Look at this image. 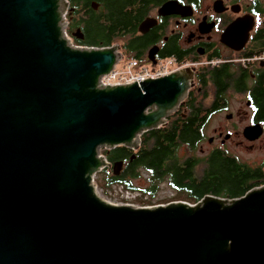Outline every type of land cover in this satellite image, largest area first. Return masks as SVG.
<instances>
[{"label":"water","instance_id":"water-1","mask_svg":"<svg viewBox=\"0 0 264 264\" xmlns=\"http://www.w3.org/2000/svg\"><path fill=\"white\" fill-rule=\"evenodd\" d=\"M66 7L0 0V264H264V185L152 207L99 193L97 173L123 165L99 149L136 151L185 100L194 69L101 87L119 47L68 46ZM250 29L233 25L224 42L239 50Z\"/></svg>","mask_w":264,"mask_h":264},{"label":"flooded vegetation","instance_id":"flooded-vegetation-1","mask_svg":"<svg viewBox=\"0 0 264 264\" xmlns=\"http://www.w3.org/2000/svg\"><path fill=\"white\" fill-rule=\"evenodd\" d=\"M117 1L124 4L123 0ZM129 5L124 6V12L131 8L135 19L132 25H121L120 34L125 42L132 45L135 55L142 62L154 66L163 56L177 54L183 62L189 63L187 68L194 69L193 83L187 97L160 127L165 126L169 119L187 117L185 102L189 97V104H193L191 106L198 113L195 116L197 128L193 127L192 130L205 134L206 129L210 128L207 156L225 152L249 165L248 158L242 155L264 152V60H256L254 56L245 54L252 51L250 47L255 52L260 50L253 43L256 34L264 29L261 26L264 23V0H134ZM91 7L98 12L101 4L92 1ZM67 15L70 44L87 47L83 45L86 34L82 29L87 18L83 20L74 16L69 7ZM104 16H107V12H104ZM233 25L234 35L244 33L252 25L247 42L239 50L224 42L227 30ZM201 69L219 70L223 75L219 82L225 84L216 88L212 83H207L206 89L202 90L195 80L196 73ZM232 97L242 100L232 105ZM221 114L224 120L208 127L211 119ZM256 125L261 126L262 135L250 140L245 136V130ZM254 162L257 165L253 167H262L264 171V157ZM124 167L123 162L119 174ZM111 168L106 171L112 173Z\"/></svg>","mask_w":264,"mask_h":264},{"label":"trees","instance_id":"trees-1","mask_svg":"<svg viewBox=\"0 0 264 264\" xmlns=\"http://www.w3.org/2000/svg\"><path fill=\"white\" fill-rule=\"evenodd\" d=\"M92 1L101 4L98 12L92 9ZM123 1L124 4L117 0H68L69 8L73 10L74 16L83 20L87 18L82 27L86 34L84 46L111 47L117 40L122 39L121 25H132L135 19L131 8L130 11L124 12V6L130 7L129 4H133L134 0ZM127 2L129 4H126ZM104 12H107L106 17H103ZM253 45L259 46L260 50L255 52L253 47H250L252 51L245 56L263 53L264 30L256 34ZM122 51L130 58L140 61L130 43L125 42L122 45ZM163 57L183 60L177 54H168ZM221 76L223 75L219 70L201 69L196 73L195 80L197 86L205 90L207 83H212L216 88L220 84H225L219 82ZM188 100L189 97L185 102L188 110L185 119L180 117L169 119L165 126L144 133L136 151L119 146L103 152V156L112 165L119 161L125 163V167L118 176L112 173L107 174L105 186L122 185L126 190L140 192L143 197L147 196L149 200H152L159 192L160 186L166 183L177 197L194 204L207 195L226 199L240 198L253 188L264 185L262 167L248 166L225 152L211 154L203 160L190 155L178 157L177 151L180 148L194 151L204 138L202 132L192 130L193 127L197 128L195 116L198 113ZM103 170L106 172V169ZM142 171H145L148 177L146 184L139 186L136 181L141 179ZM143 202V205L147 203Z\"/></svg>","mask_w":264,"mask_h":264},{"label":"rangeland","instance_id":"rangeland-1","mask_svg":"<svg viewBox=\"0 0 264 264\" xmlns=\"http://www.w3.org/2000/svg\"><path fill=\"white\" fill-rule=\"evenodd\" d=\"M67 9H68V7L63 12V15H64V13H66V15H67V13H68V10ZM66 17H68V15ZM261 26H263V28H264V23H262ZM124 43H125V39H120V40H117L114 45L119 47V53L121 55L120 57H122L121 59H123V60H130L132 58H130V56L125 55L123 53V51H122V45ZM74 45L77 46L76 44H74ZM255 56H257V55H255ZM140 62H142V61L140 60ZM142 63H144V62H142ZM149 66L152 67V68L153 67L155 68L157 66V62H156V64L154 66H151V65H149ZM206 91L211 93V90L209 91L207 89ZM241 100H242L241 98H239V99L237 98L236 99L235 97H232L230 99V102H231L232 105H234V104H237L236 101H241ZM222 120H224V115L223 114H221V115H219V116L211 119V121L208 124V127L209 126H214L219 121H222ZM209 129L208 128L206 129L205 134H204V140H203V142H200L197 145V148L194 151H189V150H186L185 148H180L179 151H177L178 157H181L182 158L184 156L190 155V156H195V157H197L199 159H202V160L204 158H206L207 152L209 150V145L207 143V138L209 136H211V132H210ZM105 150L106 149H104V148H100L99 149V153L101 155H104L103 152ZM201 150H204L205 153H203ZM242 156L245 157V158H248V161L250 162V164L248 166H252L253 167V166L257 165L254 161H258V160H260V159H262L264 157V152H262V153L261 152H254L252 154L242 155ZM106 169H108V168H106ZM141 173H142L141 174V179H138V181H136V184H138L139 186L145 185L146 184V179L148 177L147 176V173L145 171H142ZM107 174H108V172L107 171L105 172L102 169V170H100L97 173V177H96V186H97V188L99 190V193L107 201H110V202H132L134 205L139 206V207H152V206H157V205H167V204L172 203V202H175V201H184V200H182L183 198L177 197L176 193L166 183H163L160 186L159 192L157 193L156 197L154 199H152V200H149V197H147V196H144L143 197L141 194H139V196L137 195L133 199L124 201L120 197H117L115 195L108 194L110 191H112V189L109 190V188H108L109 186H105V180H106ZM112 174L114 175L113 172H112ZM143 201H146L147 203H145V205H143L144 204ZM184 202H187V201H184ZM191 204H193V203H191Z\"/></svg>","mask_w":264,"mask_h":264},{"label":"built area","instance_id":"built-area-1","mask_svg":"<svg viewBox=\"0 0 264 264\" xmlns=\"http://www.w3.org/2000/svg\"><path fill=\"white\" fill-rule=\"evenodd\" d=\"M121 58L117 60L115 67L108 74L100 78L99 84L101 87L133 85L136 81L140 85L143 80L160 79L189 67V63L178 61L175 57L160 59L155 68L136 59L123 60ZM254 58L256 60H264V52ZM108 188L109 190L112 189L108 194L120 197L124 201L133 199L141 194L140 192L128 191L118 184L111 185Z\"/></svg>","mask_w":264,"mask_h":264},{"label":"bare ground","instance_id":"bare-ground-1","mask_svg":"<svg viewBox=\"0 0 264 264\" xmlns=\"http://www.w3.org/2000/svg\"><path fill=\"white\" fill-rule=\"evenodd\" d=\"M66 3H67V7H69V2H68V0H64ZM66 7V8H67ZM68 10V9H67ZM67 15H66V13H64V15H62V23H61V25H62V32H63V38L64 39H66L67 40V44H68V46H70V47H72V48H82V47H77V46H75V45H71L70 44V40L68 39V35H67V17H66ZM84 48H93V47H84ZM106 48V47H105ZM99 49H101V48H99ZM102 77V76H101Z\"/></svg>","mask_w":264,"mask_h":264}]
</instances>
